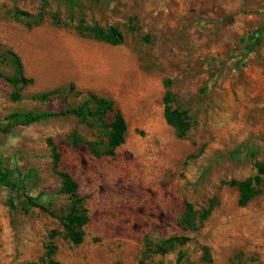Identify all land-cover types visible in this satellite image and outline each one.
Masks as SVG:
<instances>
[{
  "label": "rangeland",
  "instance_id": "1",
  "mask_svg": "<svg viewBox=\"0 0 264 264\" xmlns=\"http://www.w3.org/2000/svg\"><path fill=\"white\" fill-rule=\"evenodd\" d=\"M16 10L44 21L28 27ZM81 21L117 26L125 41L84 37ZM13 55L31 82L0 77V129L15 111H60L95 94L115 103L128 133L98 156L86 143L107 137L75 116L0 131V264H264V193L242 207L232 184L264 164V0H0V72L10 77ZM168 91L191 120L184 138L165 118ZM60 173L77 197L61 193ZM27 196L59 216L85 214L73 227L82 241ZM173 238L186 241L158 250Z\"/></svg>",
  "mask_w": 264,
  "mask_h": 264
},
{
  "label": "trees",
  "instance_id": "2",
  "mask_svg": "<svg viewBox=\"0 0 264 264\" xmlns=\"http://www.w3.org/2000/svg\"><path fill=\"white\" fill-rule=\"evenodd\" d=\"M16 18L25 23L28 27H33L40 25L44 21V16L39 14L33 16L27 12L21 10H16ZM54 23H59L57 19H54ZM78 32L84 36L97 41H102L109 43L111 45H120L124 43L125 36L122 30L114 25L101 26L99 24L87 25L84 21H81L77 27ZM13 64L16 67V75L13 77L6 76L0 72V77L6 79L8 82L19 85V84H29L31 80L27 79L23 75V67L20 59L13 55L11 57ZM169 86V82H166ZM56 91L50 93L37 94L34 98L38 101H48L55 95ZM165 118L169 125L176 129L177 135L180 138H184L188 135L191 129V120L187 118V115L183 112L177 110H172L170 103L174 101L172 93L168 91L165 96ZM186 115V116H185ZM70 116L77 117L80 122L86 123L92 127L96 122L100 130L107 137L108 141L105 144L103 139H98L96 142L86 143L90 146L95 153L99 156L101 153L97 150L98 148L105 147L104 154L114 155L117 148L122 146L126 142V136L128 133V124L123 113L116 107L115 103L105 97H99L95 94H90L87 99L78 107H66L60 111H15L7 116V124H5L0 131L5 134H11L13 128L17 125L28 126L33 123H38L41 121L68 118ZM110 119V120H109ZM82 139L75 132L71 138V144L78 148L82 144ZM53 152L56 155V163L58 162V154L56 149L53 147ZM256 166L258 168V174L255 177H250L242 181H234L232 184L237 186L240 191L239 205L246 206L254 197L260 193H264V189H259L261 184V175L264 174V164L257 162ZM63 179V186L61 188V193L71 194L77 197L78 184L72 179V177L67 173H60ZM27 206H32L41 209L42 211L48 213L49 215L58 218L69 230L71 238L77 244L82 241L83 233L81 231L75 230L73 227L81 228L88 222V217L85 214H80L73 209L67 216H59L50 206L37 202L33 197L27 196ZM211 210L204 211L202 213V219H206ZM196 212L193 210L191 204L186 205V212L184 214V220L191 228L195 227ZM68 223H67V222ZM186 240L173 238L166 240L163 246H160L158 250L166 251V249H173L176 243L183 244ZM48 264H61L60 262L51 259Z\"/></svg>",
  "mask_w": 264,
  "mask_h": 264
}]
</instances>
